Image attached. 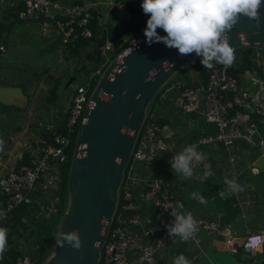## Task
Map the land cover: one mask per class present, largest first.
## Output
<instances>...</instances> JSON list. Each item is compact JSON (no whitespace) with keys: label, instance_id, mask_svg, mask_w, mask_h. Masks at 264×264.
I'll return each instance as SVG.
<instances>
[{"label":"built area","instance_id":"2783aa9c","mask_svg":"<svg viewBox=\"0 0 264 264\" xmlns=\"http://www.w3.org/2000/svg\"><path fill=\"white\" fill-rule=\"evenodd\" d=\"M22 3L18 12L20 19L42 17L40 31L48 35L52 30L60 33L61 43L67 48L79 38H92L89 26L91 12L79 2L66 0H15ZM142 0H137V13L145 18L141 8ZM110 7H114L111 4ZM54 9L60 13L51 14ZM60 16H58V15ZM113 42L106 40L98 48L105 51L113 49ZM3 45L0 44V50ZM112 58L106 56L95 73L102 72V66ZM240 57L236 58L239 60ZM231 66V65H230ZM214 63L206 69V76L182 82L181 90L173 96V103L184 113L201 112L203 119L214 124L215 131L201 133L183 146L221 145L230 150L238 141L256 148L264 154V65H262L250 84L243 82L239 75L231 73V67ZM75 92L63 105L60 112L44 126L39 133L37 145L31 146L28 155H19L20 162L0 174V192L4 196L1 210L3 217L22 203H33V190L37 183L56 196L52 203L38 202L39 211L48 221L55 217V202L61 191V164L68 161L69 145L77 133L84 110L93 90L91 82H79ZM164 127L146 109L136 140L132 147L126 167L123 170L117 190L116 206L108 225L106 238L99 252L97 264H163L160 250L184 242L198 244L200 232L204 229L215 231L219 228L217 220L197 213L194 205H184L198 224L197 232L187 241L178 236L170 237L167 225L174 219L175 197L172 183L152 174L153 162L169 148V138L165 137ZM23 157L27 159H23ZM198 166L194 167V171ZM48 204V205H47ZM140 204L154 210L157 221L152 216L143 217ZM141 227V232L134 227ZM151 238V242L148 238ZM223 242L231 253L239 248L261 251L264 243V229L236 236L226 231ZM22 243L16 246L17 258L7 264H36L39 245L25 250ZM264 259V256H263ZM264 264V263H263Z\"/></svg>","mask_w":264,"mask_h":264},{"label":"crops","instance_id":"0c3cea01","mask_svg":"<svg viewBox=\"0 0 264 264\" xmlns=\"http://www.w3.org/2000/svg\"><path fill=\"white\" fill-rule=\"evenodd\" d=\"M107 1L110 5L114 4V7H110L112 10H116L118 2H121L117 0L78 1L93 9L94 15L91 16V27L95 37L91 39L79 38L77 41L81 39L85 41H82L77 48L74 47L76 50H72L70 46L67 48L62 46L58 31L51 32L50 35H42L40 31L42 17L19 19L14 21L11 26L17 25L15 31L18 29L27 35L23 42L20 41L21 44H27V42L31 41L35 42L37 37H39L40 45L36 53L37 57H40L44 50L52 51L54 49L55 52H59L64 57L66 68L70 64L77 67L87 63L86 54L94 48L100 47L104 41L108 40V33H104L103 28L105 30V28L113 27L119 18H125L129 15L127 7L126 11L117 17H112V13L115 10L111 12V15L104 13L102 4ZM130 1L132 2L133 0ZM17 3L15 0H0V17L3 14V10ZM9 32L10 28L5 35L1 34L0 38H4V36L7 38ZM98 38L101 41H98ZM43 40H45L44 43ZM76 42L71 46H74ZM112 42L114 48H118L117 44L114 41ZM0 44L3 45L2 51H4L6 49L5 45L2 42ZM1 55L0 72L10 73L12 80L8 82L0 76V85L20 86L23 91L21 99L24 100V104L20 105L18 109H8L5 107L9 106L8 104L2 106L3 103L0 102V139L4 141V148L0 151V174L17 165L20 162V154L28 155L31 151V146L29 145H37V137L43 127L41 120L44 109H41V106L58 108V112H60L63 105L71 98V96L68 98L69 95L65 96L62 94L55 101L49 102V91L55 82H38V85L32 80L30 86H26L21 81L20 73L13 67V64L10 65V61L14 60L15 56L13 55V59L4 60L3 58L11 55L5 54V51L1 52ZM249 58L253 65L252 70H244L239 75V78L248 84L251 83L252 78L256 77L259 68L264 65V47H256L249 54ZM238 61L235 59L231 67ZM33 72H35L33 69L29 70L30 78ZM178 72H182L183 76L177 77L174 82L163 86L158 94L159 96H157V100L151 107L157 120L166 122L164 125L173 123L174 118L179 121L178 128L174 134L168 137L169 148L163 151L153 163L152 174L158 175L172 183L176 202L179 201L183 205H194L197 208V213L201 216L217 220L219 228L215 231L202 230L198 244L194 242L178 243L167 247L165 251L160 250L158 255L163 264H173L174 259L179 254H184L186 258L191 260L192 264H259L264 256V243L261 251L239 248L236 253H231L224 244L223 237L227 230L236 236H243L247 232H257L264 229V163L263 165L260 163L262 153L258 152L256 148L248 146L244 141H238L231 146L230 150L221 145H201L198 151L203 152L205 159L204 163L199 165L197 170L194 171L193 177L182 179L177 175L170 164L173 155L181 151L184 144L197 135L215 131L214 124L205 121L201 112L184 113L173 103V96L181 90L182 82L198 81L196 77L199 76L201 78L203 76L202 65L200 63L186 65V67L179 69L174 76ZM166 97L169 102L165 101ZM59 102L60 106L57 107ZM55 115H57L56 112ZM55 115L53 118H55ZM257 163H260L258 169H256ZM204 164L210 165L208 169L210 175H207V177H205ZM226 178L229 180L234 179L241 186L242 191L229 192L225 196L219 195L221 191H227V185L224 183ZM193 192H199L205 198L206 203H200L198 200L191 198V193ZM33 195L36 204L38 202L42 204L52 203L56 197L52 191L44 188L43 183L40 181L33 190ZM3 205L4 196L0 192V212ZM140 208L143 217L152 216V221H157L154 210L149 206L140 204ZM10 215L11 212L7 217H0V227L6 228L7 232L11 231ZM29 228L31 226L27 227V229ZM134 229L139 233L141 232V227L135 226ZM22 230H26V227H23ZM29 238L30 236L28 237L25 234L22 237V242L25 243ZM148 241L151 242V238H148ZM30 243L31 245L35 244L38 248L36 236L33 235L31 237Z\"/></svg>","mask_w":264,"mask_h":264},{"label":"water","instance_id":"95a60500","mask_svg":"<svg viewBox=\"0 0 264 264\" xmlns=\"http://www.w3.org/2000/svg\"><path fill=\"white\" fill-rule=\"evenodd\" d=\"M55 13L60 10L52 9L51 14ZM145 28L146 24L107 63L93 86L75 136L68 173V204L60 217L54 255L42 264L98 263L115 210L118 186L147 104L177 69L201 58L195 53L181 56L177 49L162 42L148 44ZM157 32L166 35L159 28ZM228 35L233 49L264 46V6L258 21L241 16ZM243 72V69L235 71L237 75ZM22 95L20 86L0 85L3 104L20 106L24 104ZM178 123L174 118L173 123L164 125V136H172ZM260 160L263 165L264 155ZM73 230H78L81 248L77 250L66 242L63 247L58 246L56 242L62 239V233ZM263 263L264 259L260 260L259 264Z\"/></svg>","mask_w":264,"mask_h":264},{"label":"clouds","instance_id":"9594fccd","mask_svg":"<svg viewBox=\"0 0 264 264\" xmlns=\"http://www.w3.org/2000/svg\"><path fill=\"white\" fill-rule=\"evenodd\" d=\"M264 0H142L141 8L148 16L144 34L146 42H162L169 48H175L181 56L195 53L201 57L205 69H212L214 63L225 67L230 66L235 59L234 49L229 42V32L238 23L241 16L258 21ZM166 35L161 36L157 29ZM4 141L0 139V151ZM204 154L198 151L196 145H189L175 153L170 160L171 168L182 179H190L194 175V167L204 163ZM205 177L210 175V165L204 164ZM227 191L219 195L225 196L242 191L234 180L225 179ZM191 198L200 203H206L199 192L191 193ZM174 219L167 225L170 237L178 236L187 241L198 230V224L191 212L184 210L179 201L173 206ZM3 214H0L2 217ZM22 240V239H21ZM67 243L79 250L82 246L78 230L62 233V239L57 241L60 247ZM7 229L0 227V256L6 251ZM173 264H192L184 254H179Z\"/></svg>","mask_w":264,"mask_h":264},{"label":"trees","instance_id":"16d2710c","mask_svg":"<svg viewBox=\"0 0 264 264\" xmlns=\"http://www.w3.org/2000/svg\"><path fill=\"white\" fill-rule=\"evenodd\" d=\"M121 1L122 3H125L127 6V9L129 11V15L125 18H119L116 22V24L113 27L103 28L104 33H108V40L114 41L115 43L119 44L118 42H121V47L126 45L128 42L132 40V38L139 32V30L145 25L142 22H138L137 16L138 13L135 11V5H132V2L130 0H117ZM78 2V1H76ZM22 7V3H17L14 6L8 7L5 10H3L2 17L0 19V35L8 32L11 23L14 21H18L20 18L18 17V12L20 8ZM89 11L92 15L93 9L89 8ZM58 15V14H57ZM60 16V15H58ZM21 20V19H20ZM141 25V26H140ZM90 28L92 29V19L89 23ZM93 31V29H92ZM95 37L94 31L92 38ZM91 39V38H89ZM82 41H85L84 39H81L76 42L74 46L70 45V48L72 50H76V48L82 43ZM98 41H101L100 38H98ZM103 44V43H102ZM76 47V48H74ZM99 48V47H98ZM98 48H94L92 51H90L88 54H86V58L88 59L87 66L92 67L93 69L98 68V66L101 64V62L104 60L106 56L114 57L117 52H119L120 48L115 49V53L110 55L107 53L108 51H112L113 49H107L105 51L99 50ZM259 48V47H258ZM248 49V50H247ZM247 52L241 53L240 59L237 63L231 67V73L236 74L235 71L238 69L243 70H252L253 65L251 63V60L249 58V49L247 47ZM237 50V48H236ZM240 50H244L240 48ZM201 58H198L189 64H195L200 63L201 64ZM187 64V65H189ZM107 64H104L102 66V70ZM202 65V64H201ZM81 66V65H80ZM85 66V65H84ZM186 67L183 66L182 68ZM202 74L206 76L207 71L202 65ZM56 78H61V75L57 76ZM167 83V82H165ZM165 83L163 85H165ZM163 85L157 90L155 95L152 97L150 102L147 104V110L150 114L153 115L154 119L157 120V117L155 116L154 110L151 108L154 104V102L157 100V96H159V92L163 88ZM57 87V82H55L52 87L50 88L49 95H48V101L53 102L56 99L55 96V90ZM2 106H5L2 104ZM8 109H18L19 106L16 105H9L5 106ZM166 122H161L162 126H164ZM76 134L72 137L70 145H69V151H73L74 141H75ZM160 157V156H159ZM158 157V158H159ZM25 160V157H23ZM157 160V159H156ZM155 160V161H156ZM154 161V162H155ZM153 162V163H154ZM67 163L61 164L60 168V175H61V191L58 196L57 201L54 203L56 206V212L55 217L52 221H48L47 218L41 216L42 214L39 211V206L35 202L33 203H22L18 206H16L12 211L11 215L9 216V223H10V232H7V247L6 251L3 253L2 256H0V264H7L9 262L14 261L17 256L19 255L18 250L16 249V246L19 244H22V236H31L34 235L37 238L39 247V253H38V259L36 261V264H42L43 261L48 257L51 248L53 249V246L55 244V240L58 234V228L60 224V217L66 210L67 204H68V197H69V188H68V173L66 171ZM29 223L35 224L34 228H29ZM151 223H154L153 221ZM23 227H26V230H22ZM15 247V248H14ZM52 252V250H51ZM51 254V253H50ZM49 254V255H50ZM47 256V257H46Z\"/></svg>","mask_w":264,"mask_h":264},{"label":"rangeland","instance_id":"374dc122","mask_svg":"<svg viewBox=\"0 0 264 264\" xmlns=\"http://www.w3.org/2000/svg\"><path fill=\"white\" fill-rule=\"evenodd\" d=\"M69 2L72 1H79V0H66ZM125 3L122 2H118L117 4V9H110V4L107 2H105L104 4H102V10L104 11V13L111 15V12L114 11L112 13V17H117L118 15H120L121 13L126 11V7ZM132 5L135 7L137 6V0H133L132 1ZM135 11L137 13V7L135 8ZM129 12V11H128ZM2 17V16H1ZM0 17V19H1ZM137 20H139L138 22H142L143 24H145V18L142 16H137ZM23 20V19H21ZM13 23H11L12 25ZM10 25V32L8 34V37L5 38L6 36H4V38H0V42H2L5 45V54H9L13 57V55L15 56V59L10 61V65L13 64V67H15V69L20 73V77H21V81L26 85V86H30V83L32 80H34L35 83L38 84V82H57V87L55 90V96L56 98L60 97L62 94H64L65 96H68V98H70L74 88L76 87V85L79 82H91V85L94 86L95 82L97 81V79L100 76V73H95L94 69L92 67L87 66L88 64H82L81 66H77L74 67L73 64H70L67 68H66V62L64 61V57L61 56L59 54V52H55L54 49L52 51H48V50H44L42 52V55H40V57L36 56V53L39 50V37H37V41L35 42H27V44H21L20 41L23 42V39L27 38V35L23 32H20L18 29L17 31H15V26H11ZM141 26V25H140ZM39 30V28H38ZM57 30H52V32H55ZM51 34V33H50ZM49 34V35H50ZM45 42V40H43V43ZM121 42H118L119 44H117V47L120 48V50L126 46L124 45L123 47H121ZM62 46L64 47V45L62 44ZM69 47V46H68ZM264 46H261V48ZM240 48L244 49V50H240ZM249 52L251 53L252 50L254 51V47H248ZM115 49L113 48L112 51H108L107 53H109L110 55L115 53ZM247 46H242V47H238L237 50L236 48H234V53H235V59L241 55V53L247 52ZM119 50V51H120ZM2 50H0V57L1 52H4ZM118 53V52H117ZM116 53V54H117ZM113 58V56L111 57ZM234 59V60H235ZM88 62V61H87ZM81 64V63H80ZM85 65V66H84ZM59 67V68H58ZM33 69L35 72H33L31 75V78L29 77V70ZM60 69V70H59ZM179 69H177L169 78V82L167 81V83H165V85H169L170 83L174 82L177 77H182L183 73L182 72H178L175 76L174 74L178 71ZM58 75H61V78H56ZM0 76L2 78H5L8 82H10L12 80V76L10 73H6V72H0ZM174 76V77H173ZM73 77L72 80L70 81V83H67L69 78ZM171 79V80H170ZM197 80H199V76L196 77ZM255 78H252L251 82H254ZM39 85V84H38ZM48 85V84H46ZM53 85V84H52ZM163 85V86H165ZM170 94V93H169ZM169 96V95H168ZM69 100V99H68ZM165 101L169 102L167 97L165 98ZM60 106V102L57 104V107ZM41 109L43 110V117L41 122L45 123V125H47V123L51 120V118L54 117L55 112L57 113L58 108H52V107H42ZM159 123H161L158 120ZM42 123V128L40 129V132L45 131V128ZM264 155V154H262ZM71 157H72V152L69 151V157H68V164L66 167V171L68 173L69 171V166H70V162H71ZM66 162V163H67ZM31 226V228L35 227V224H31L29 223ZM33 235L30 236V238L25 242L26 244H24L25 246V250L30 251V246H34L31 245V237ZM29 237V236H28ZM37 238V237H36ZM52 250V252H51ZM49 254L46 256L48 259L47 261L54 255V250H55V244L53 246V249L51 248ZM39 253V251H38ZM46 260V259H45ZM44 260V261H45ZM43 261V262H44Z\"/></svg>","mask_w":264,"mask_h":264},{"label":"flooded vegetation","instance_id":"af4514ba","mask_svg":"<svg viewBox=\"0 0 264 264\" xmlns=\"http://www.w3.org/2000/svg\"><path fill=\"white\" fill-rule=\"evenodd\" d=\"M73 93V92H72Z\"/></svg>","mask_w":264,"mask_h":264}]
</instances>
